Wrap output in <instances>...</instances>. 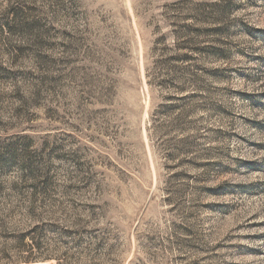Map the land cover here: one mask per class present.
Returning a JSON list of instances; mask_svg holds the SVG:
<instances>
[{"label":"rangeland","instance_id":"1","mask_svg":"<svg viewBox=\"0 0 264 264\" xmlns=\"http://www.w3.org/2000/svg\"><path fill=\"white\" fill-rule=\"evenodd\" d=\"M0 183L20 264H264V0H0Z\"/></svg>","mask_w":264,"mask_h":264},{"label":"trees","instance_id":"2","mask_svg":"<svg viewBox=\"0 0 264 264\" xmlns=\"http://www.w3.org/2000/svg\"><path fill=\"white\" fill-rule=\"evenodd\" d=\"M1 186L2 183H0V188ZM31 186L35 192L31 194L30 198L33 205L30 209V216L34 218L36 192L45 193L48 186L46 182L33 183ZM13 216V211L4 212L0 210V264H20L47 260L48 256L42 252L39 241H37L39 235L44 231L43 226L34 223L28 228L19 229L10 222Z\"/></svg>","mask_w":264,"mask_h":264}]
</instances>
